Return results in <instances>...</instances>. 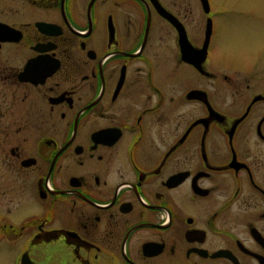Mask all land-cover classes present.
Masks as SVG:
<instances>
[{"label":"flooded vegetation","instance_id":"flooded-vegetation-1","mask_svg":"<svg viewBox=\"0 0 264 264\" xmlns=\"http://www.w3.org/2000/svg\"><path fill=\"white\" fill-rule=\"evenodd\" d=\"M209 4L0 0V264H264V65Z\"/></svg>","mask_w":264,"mask_h":264},{"label":"rangeland","instance_id":"rangeland-1","mask_svg":"<svg viewBox=\"0 0 264 264\" xmlns=\"http://www.w3.org/2000/svg\"><path fill=\"white\" fill-rule=\"evenodd\" d=\"M214 22L211 57L216 68L237 76L264 65V0H210Z\"/></svg>","mask_w":264,"mask_h":264},{"label":"water","instance_id":"water-1","mask_svg":"<svg viewBox=\"0 0 264 264\" xmlns=\"http://www.w3.org/2000/svg\"><path fill=\"white\" fill-rule=\"evenodd\" d=\"M202 1H203L206 12H209L210 11L209 0H202ZM212 31H213V22H212V19L209 18L208 23H207L206 41L204 42V47L200 51H197V55L199 56L198 59H195V57L191 56L192 57V59L190 60L191 63H195L196 65H199V60L203 59V56L206 55V52H207V49L209 46L208 42H210ZM184 41H185V39H184ZM194 52H196V51H194ZM187 57H188V55H187Z\"/></svg>","mask_w":264,"mask_h":264}]
</instances>
